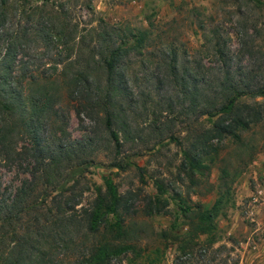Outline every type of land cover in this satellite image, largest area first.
<instances>
[{
    "label": "trees",
    "instance_id": "16d2710c",
    "mask_svg": "<svg viewBox=\"0 0 264 264\" xmlns=\"http://www.w3.org/2000/svg\"><path fill=\"white\" fill-rule=\"evenodd\" d=\"M81 7L90 14L85 21L78 12ZM173 20L163 21L159 32L132 30L94 18L87 0H0V167L29 166V178L11 193L0 182V264H122V259L142 264L133 222L125 220L131 196H122L109 176L103 177V186L93 187L86 206L71 204L75 194L68 192L72 183H67L94 152H86L91 141L74 147L62 140L68 108L64 112L56 98L51 76L60 65L67 98L101 123L118 153L132 138L127 115L134 109L137 79L126 76L130 57ZM209 40L219 63L215 67L183 58L171 42L148 51L154 62L145 89L161 90L168 112L174 104L179 107L185 135L178 142V167L190 181L208 168L204 159L209 158L212 138H237L236 129H246L264 115L260 102L239 100L246 94L264 97L262 84L233 67L218 33ZM169 91L179 97L176 102ZM110 165L121 163L113 160ZM154 183V203L145 205L149 214L161 211L158 194L167 191L162 181ZM220 195L210 206L197 203L194 208L177 197L176 205L194 233L211 234ZM187 246L179 244L178 250L184 252ZM52 248L62 253L71 248L80 259L64 261Z\"/></svg>",
    "mask_w": 264,
    "mask_h": 264
},
{
    "label": "rangeland",
    "instance_id": "374dc122",
    "mask_svg": "<svg viewBox=\"0 0 264 264\" xmlns=\"http://www.w3.org/2000/svg\"><path fill=\"white\" fill-rule=\"evenodd\" d=\"M87 1L94 18L132 30L149 27L152 32H159L163 21L174 20L163 27L160 35L153 33L141 53L130 57L126 76L137 79L136 102L127 115L132 138L122 143L118 153L101 123L67 98L60 65L51 76L56 98L62 100L64 112L68 108L62 140L74 147L91 141L86 152L89 148L94 152L90 162L67 183H72L68 192L75 194L72 206H86L93 197V187L103 186V177L109 176L122 196H131L128 199L131 213L125 220L133 222L132 236L140 247L142 264H264V115L248 128L236 129L237 138L230 135L212 138L209 158L204 159L208 168L203 175L195 173L194 181H190L178 167L181 157L178 142L185 135L179 107L174 104V109L168 112L162 103L166 95L161 90L145 89L154 62L149 50L171 42L183 58L200 59L215 67L219 63L212 54L209 38L216 33L225 42L226 56L233 67L251 73L253 80L264 87V0ZM78 12L83 21L90 15L82 7ZM138 85L142 92L138 91ZM168 94L173 102L179 98L172 91ZM239 100L260 102L264 107L263 95L246 94ZM73 104L78 109L71 107ZM118 137L121 138L120 131ZM113 160L120 162V167L110 165ZM21 165H25L24 161ZM27 169L16 165L0 167V182L6 192L11 193L29 178ZM155 179L162 181L167 191L158 194L161 211L149 214L145 205L148 200L154 203ZM219 194L221 202L213 216L211 234L194 233L192 226L185 223L187 216L176 205L177 197L194 208L197 203L210 206ZM188 239L190 242L186 243ZM183 243L188 245L184 252L178 250ZM51 250L62 253L61 249ZM63 253L64 261L80 259L71 248ZM121 261L128 264L125 259Z\"/></svg>",
    "mask_w": 264,
    "mask_h": 264
}]
</instances>
